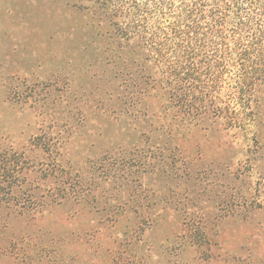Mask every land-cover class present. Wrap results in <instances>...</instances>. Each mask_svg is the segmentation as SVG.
<instances>
[{
  "label": "trees",
  "instance_id": "trees-1",
  "mask_svg": "<svg viewBox=\"0 0 264 264\" xmlns=\"http://www.w3.org/2000/svg\"><path fill=\"white\" fill-rule=\"evenodd\" d=\"M3 2L4 14L15 22L5 32L37 36L34 62H48L50 69L44 71L64 74L70 83L111 71L121 78L123 94L111 81L106 83L103 110L112 111L119 95L136 126L156 133L160 144L124 151L112 161L103 159L100 169L105 178L114 179L122 189L115 203L95 196L91 181H55L56 192L46 208L19 212L30 227L46 218L70 225L85 220L94 231L119 233L126 247L144 243L166 209L162 178L187 174L201 158L188 151L195 133L264 127V0ZM53 11L65 15L71 31L80 29L99 40L75 43L54 21ZM38 76L37 93L47 94L50 110L68 103L69 93L55 88L53 80L41 79V73ZM258 140L256 134L251 141ZM209 141L203 137L194 142ZM220 143L230 148L228 139ZM23 241L20 235L0 233V263H31V247ZM49 248L45 245L40 255H47ZM245 260L225 248L220 235V241L192 264H245Z\"/></svg>",
  "mask_w": 264,
  "mask_h": 264
},
{
  "label": "rangeland",
  "instance_id": "rangeland-1",
  "mask_svg": "<svg viewBox=\"0 0 264 264\" xmlns=\"http://www.w3.org/2000/svg\"><path fill=\"white\" fill-rule=\"evenodd\" d=\"M3 1L0 233L23 237L34 259L31 263L9 260L0 264H192L220 241V235L225 248L247 259L245 264H264V127H219L207 135L195 133L188 151L201 158L187 174L162 178L166 209L144 243L126 247L119 233L94 231L92 223L85 220L70 225L46 218L35 227L21 221L20 211L46 208L56 192L55 181H91L95 196L115 203L122 189L114 179L105 178L104 169H100L103 159L112 161L124 151L153 149L160 144L156 133L140 130L126 113V100L120 97L124 84L111 71H100L86 82L70 83L64 74L44 71L50 69L48 62H34L37 36L5 32L6 26L15 22L4 14L7 7ZM51 16L75 43L99 40L80 29L71 31L63 13L53 11ZM39 73L41 79L53 80L55 88L71 95L62 108L50 110L47 94L37 93ZM109 81L120 93L110 112L102 108L104 86ZM256 134L259 140L254 143L251 140ZM203 137L209 143L196 145L194 141ZM225 138L230 148L221 146ZM45 245L50 246L49 253L41 256Z\"/></svg>",
  "mask_w": 264,
  "mask_h": 264
}]
</instances>
